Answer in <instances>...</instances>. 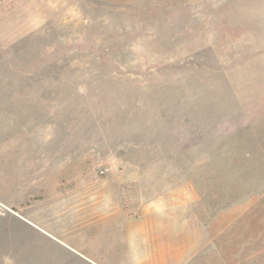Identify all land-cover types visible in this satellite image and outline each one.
Instances as JSON below:
<instances>
[{"label": "rangeland", "instance_id": "1", "mask_svg": "<svg viewBox=\"0 0 264 264\" xmlns=\"http://www.w3.org/2000/svg\"><path fill=\"white\" fill-rule=\"evenodd\" d=\"M94 204L264 264V0H0V264H94Z\"/></svg>", "mask_w": 264, "mask_h": 264}, {"label": "crops", "instance_id": "2", "mask_svg": "<svg viewBox=\"0 0 264 264\" xmlns=\"http://www.w3.org/2000/svg\"><path fill=\"white\" fill-rule=\"evenodd\" d=\"M95 196L90 193V198ZM96 206L89 208L87 220L90 260L94 264H183L185 240L175 236L174 215L155 213L154 208L144 207L136 216L118 217L112 225H107L108 218L118 211H110L107 206L98 211ZM102 237L103 241L98 239ZM79 253L83 251L79 250Z\"/></svg>", "mask_w": 264, "mask_h": 264}, {"label": "built area", "instance_id": "3", "mask_svg": "<svg viewBox=\"0 0 264 264\" xmlns=\"http://www.w3.org/2000/svg\"><path fill=\"white\" fill-rule=\"evenodd\" d=\"M109 171V166L103 165L99 168V173L100 174H105Z\"/></svg>", "mask_w": 264, "mask_h": 264}]
</instances>
